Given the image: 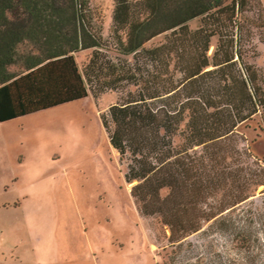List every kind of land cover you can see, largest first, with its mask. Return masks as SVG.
Listing matches in <instances>:
<instances>
[{
	"label": "trees",
	"instance_id": "1",
	"mask_svg": "<svg viewBox=\"0 0 264 264\" xmlns=\"http://www.w3.org/2000/svg\"><path fill=\"white\" fill-rule=\"evenodd\" d=\"M109 21L105 36L91 0H0V122L121 93L101 125L139 212L177 243L248 197L204 209L226 139L256 116L264 133V69L249 60L264 2L112 0Z\"/></svg>",
	"mask_w": 264,
	"mask_h": 264
},
{
	"label": "rangeland",
	"instance_id": "2",
	"mask_svg": "<svg viewBox=\"0 0 264 264\" xmlns=\"http://www.w3.org/2000/svg\"><path fill=\"white\" fill-rule=\"evenodd\" d=\"M91 3L103 14L107 36L112 0ZM259 31L253 36L257 55L249 60L264 69ZM164 40L159 35L146 47ZM87 55L77 54L80 64ZM120 95H90L0 122V264H264L259 116L222 145L220 155L225 150L228 156L216 170L226 179L207 195L204 209L248 197L170 243L169 231L139 212L124 179L127 162L101 125L100 113Z\"/></svg>",
	"mask_w": 264,
	"mask_h": 264
}]
</instances>
